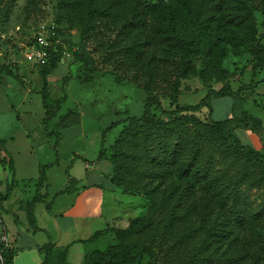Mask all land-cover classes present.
I'll list each match as a JSON object with an SVG mask.
<instances>
[{
	"label": "trees",
	"instance_id": "obj_1",
	"mask_svg": "<svg viewBox=\"0 0 264 264\" xmlns=\"http://www.w3.org/2000/svg\"><path fill=\"white\" fill-rule=\"evenodd\" d=\"M59 1L50 55L40 66L43 124L48 129L56 121L48 135L59 139V129L80 123L77 110L60 114L67 94L53 98L48 76L67 53L94 64L84 45L65 43L64 23L78 26L82 38H97L102 29L114 34L102 46L120 71L117 82H133L151 94L141 115L122 122L109 148L103 138L98 155L112 163L114 185L145 197L146 213L132 217L126 228L108 227L84 240L114 234V243L88 252L82 264H143L146 257V264H264V124L246 110L238 113L229 83L233 73L225 66L230 53L248 52L253 74L264 71V33L258 35L256 18V12H264V0ZM192 78L200 79L207 94L197 104L181 105L183 81ZM213 82L223 85L216 88ZM262 82L252 78L248 87ZM159 92L170 100L169 108L154 94ZM226 96L235 99L232 116L208 121L197 114ZM239 128L257 133L263 149L244 144ZM51 165H41L39 177L27 180L35 181L36 190L23 208L35 230V206H52L44 192ZM0 168L11 172L10 180H0L1 220L16 185L15 161L1 137ZM68 176L69 186L56 195L75 190L79 181ZM40 251L42 264H68V247L59 249L50 241ZM17 252L0 237V264H14Z\"/></svg>",
	"mask_w": 264,
	"mask_h": 264
},
{
	"label": "rangeland",
	"instance_id": "obj_2",
	"mask_svg": "<svg viewBox=\"0 0 264 264\" xmlns=\"http://www.w3.org/2000/svg\"><path fill=\"white\" fill-rule=\"evenodd\" d=\"M59 4V0H0V137L5 140V146L10 153L16 154L19 171L15 172L16 178L20 180V188L17 189L14 198H21L24 202L30 200L35 194L36 187L33 184L23 186L21 179L36 180L39 177L40 166L52 164L50 178L47 173L51 187L44 190L48 193L47 202H52V206L47 208V204L40 203L38 207L39 210L53 208L55 212L59 210L57 200L64 194L56 195L59 191L55 194L54 192L63 186L68 176L67 170H70L71 176L76 177L75 172L78 174L87 172L82 164H95L99 160L107 159L98 158L103 138L105 148H109L124 127L122 122L128 116L141 115L151 95L133 82H117L116 76L120 75V71L108 60L105 48L102 46V43L113 39L114 34L102 29V34L97 38H82L78 26L64 23L65 43L70 41L76 46L84 45L94 59V64L84 65L76 60L74 55L67 53L65 60L48 76L53 98L67 94L60 114L67 110L80 112V123L59 129V139L57 135H48L56 121H52L48 129L43 124L45 109L41 96V64L27 56V46L41 25L53 24L60 17ZM256 18L258 35H261L264 33V12H256ZM225 66L233 73L229 83L237 95L238 113L241 114L246 110L250 116L264 124V82L255 87H248L252 78L258 81L264 80V71L253 74L252 55L248 52L239 55L230 53L225 60ZM212 85L220 88L223 83L213 82ZM207 91L208 88L199 78L184 80L179 103L197 104ZM154 94L162 99L164 108H169L168 98L160 92ZM233 100L234 97L231 96L214 99L212 112L208 106H205L197 114L208 121L224 119L232 112ZM115 122L120 124L110 128ZM261 134L264 139V129ZM57 140L59 142L56 146ZM73 158H76L81 165L76 171L71 169ZM58 160L61 161L60 168L57 165ZM111 167L113 168L111 162L104 161L96 168H103L106 174L104 210L105 216L110 218L91 220L84 235L88 234L89 230L94 234L109 225L126 228L132 217L146 213L148 202L145 197L127 194L116 185L110 188L107 179H112ZM9 176V170L0 169V180L4 181ZM3 188L5 190L4 185ZM256 191L254 190V193ZM118 215L125 218L114 224L113 217ZM3 234L0 225V237L4 239ZM112 242V239L105 236L95 248L104 249ZM148 259L146 257L143 264H146Z\"/></svg>",
	"mask_w": 264,
	"mask_h": 264
},
{
	"label": "crops",
	"instance_id": "obj_3",
	"mask_svg": "<svg viewBox=\"0 0 264 264\" xmlns=\"http://www.w3.org/2000/svg\"><path fill=\"white\" fill-rule=\"evenodd\" d=\"M213 101L214 99L211 101V112L213 111ZM234 103L235 99L233 100L231 108L232 112L228 115V117L232 116L233 114ZM236 133L244 144L251 145L257 150L263 149V141L261 137L252 130L239 128L236 130ZM243 139L247 140L248 142H245ZM13 154L14 155H11L13 156L15 161V171H19L17 160L15 158L16 154L15 152H13ZM104 161L110 162L107 159H103L97 161V163L95 164H82L87 169V172L85 174H78L75 172V178L78 179L79 182L77 183L76 188L72 193L64 194L59 197L56 203L59 207L58 212H55L53 208L51 210H48L45 207L44 208L46 210H39L40 207H38V205L40 203L35 206L34 214L37 227L39 228L37 230L30 226L27 220L26 212L23 208L26 202L30 201L34 196H32V198L30 200H27L26 202H24V200L22 201L21 198H14L17 189L20 188V180L16 178L15 172L16 185L13 190V194L11 195L9 200L4 203V209L2 211L0 220V225L4 233V239L6 240L7 244L18 249V252L14 259V264H42L44 261V254L40 251V247L50 241L53 242L59 249L68 247V264H82L88 252L99 249L95 248V246L101 240V238L105 236H107L110 240L112 239V243H114V234L112 232H106L102 234L97 240L93 242L84 241L89 239L93 235L91 234V230L87 232L88 234L84 235L85 229L89 228L91 220L96 218H110V216H105L104 210L106 197V183L104 181L106 174L103 168L96 169L98 168V165L102 164V162ZM57 165L60 168V160H58ZM80 166V162H78L76 158H73V166H71L72 171L74 169V171H76V168L80 169ZM52 167L53 166L48 168L47 173L49 175V178V172L52 170ZM2 169L9 170L7 168ZM111 171H113L112 167ZM68 173H70V170H67V175H70ZM10 179L11 172L10 176L8 177V180ZM21 180L23 182L22 185L24 184L23 186H25L26 184H33L36 187L35 181L28 182L26 181L27 179L23 178ZM107 180L109 181L108 183L110 184L111 188L114 184L112 183L111 179L108 178ZM68 186L69 176H66L63 182V186L57 188L54 194L58 191L66 189ZM113 218L115 219V224L116 222H118V220H121L125 217L118 215ZM108 222L109 221L107 220V223ZM108 227L115 226L109 225L105 228Z\"/></svg>",
	"mask_w": 264,
	"mask_h": 264
},
{
	"label": "built area",
	"instance_id": "obj_4",
	"mask_svg": "<svg viewBox=\"0 0 264 264\" xmlns=\"http://www.w3.org/2000/svg\"><path fill=\"white\" fill-rule=\"evenodd\" d=\"M55 23L41 25L27 46V56L33 61L43 65L48 61L49 49L53 44L52 38L55 36Z\"/></svg>",
	"mask_w": 264,
	"mask_h": 264
}]
</instances>
